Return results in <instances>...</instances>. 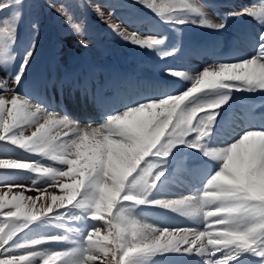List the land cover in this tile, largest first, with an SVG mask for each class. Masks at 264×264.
Masks as SVG:
<instances>
[{
    "label": "snow or ice",
    "instance_id": "6c2138e0",
    "mask_svg": "<svg viewBox=\"0 0 264 264\" xmlns=\"http://www.w3.org/2000/svg\"><path fill=\"white\" fill-rule=\"evenodd\" d=\"M136 2L170 27H225L207 17L199 0ZM22 5L0 0L6 70L0 76V264H158L168 254L189 257L188 264H264V124L233 132L222 116L235 92L264 93V2L233 13L261 25L252 55L194 74L168 68L190 86L83 124L19 91L36 48L30 42L18 68L9 70L18 58ZM57 12L83 35L66 7ZM107 22L123 40L162 59L181 51L156 28L126 34ZM8 145L21 154H9ZM186 153L199 161L200 182L189 194L168 193L170 169ZM149 207L176 214L184 226L138 218ZM53 227L63 231H48ZM53 242L61 247H50Z\"/></svg>",
    "mask_w": 264,
    "mask_h": 264
},
{
    "label": "rangeland",
    "instance_id": "374dc122",
    "mask_svg": "<svg viewBox=\"0 0 264 264\" xmlns=\"http://www.w3.org/2000/svg\"><path fill=\"white\" fill-rule=\"evenodd\" d=\"M49 1L50 0H23V5L20 8L21 20L19 22V39L21 38L22 33L25 31V21H23V19H25V17H30L35 10H38V13L34 17L38 18V16L40 15L39 11H42L41 9L45 8V10H49L48 12L44 11V17L50 21V24L48 25L47 29L51 30L54 33L55 32L56 33H61V34H59V36H61V39L65 40L68 44L73 45L74 42L78 39L77 33L70 27V25L67 23V21L65 20V18L63 16L59 15L58 12H52L51 11V7H53L54 9L55 8L58 9L56 6L54 7V4H55L56 0H52L54 4L52 3V1H50V4L48 5ZM121 1L122 0H111L109 5H107V0H83V2H85L87 4L86 5L81 0H64L63 4L75 15V17H74V15L72 14L74 19L75 20L77 19V22L80 23V24L86 23V17L90 18V15L91 16L94 15L96 21L99 22V19L101 20V18H102V22L105 25H107V26H109V23L107 21H109V19H110V22L112 24L121 25V26H123L125 28L127 26H132L133 28H135L134 25H131L129 23H125V22H123L122 24L120 23L121 20L118 19V17L122 16L121 13H123V11H120V7H119L121 5ZM134 1H136V0H134ZM139 5H141V4H139ZM105 6H107V8L109 9L110 16H109L108 9ZM142 7H144V6H142ZM99 12H100V16H101V13L103 14L101 16V18L99 17V14H98ZM39 18H40V16H39ZM43 21H45V20L43 19ZM40 22H41V19H40ZM99 23H101V22H99ZM32 24L33 25H37L36 23H32ZM46 25H47V23H44V24L42 23L39 27L41 28V27H44ZM43 29H46V27H44ZM126 30L129 31L130 33L132 32V31L128 30V28H126ZM136 32H141V31L140 30H136ZM141 33H143V32H141ZM44 34H45V31H43L41 29H37V37L35 38L36 48H35V51H34L33 55L39 53L44 47L47 46V45L44 46L43 43H42L44 41ZM87 34H88V30L87 29H83V35H81L80 41L78 42V44L79 45H84V44L81 43L82 39L87 40L89 43H88V46L84 45V47L81 48V51L79 52V55H83V56H86L89 59H91V55L92 54H103L104 47L102 46L101 42L99 40H95L93 37H90L89 39L85 38ZM143 34H146V33H143ZM50 37H51V34L47 35V39L48 40H49ZM123 42H126V41L123 40ZM127 45L129 46V47H127L128 49L136 48V46H133L130 43H127ZM23 47L25 48V45ZM65 47H67L66 43H64L63 48H65ZM120 50H121V48H120ZM73 53H74L73 51L72 52H68L66 56L70 60H73L74 59ZM22 56H23V54L21 55V58H22ZM199 56H200V59L203 60V59H205L206 55L200 54ZM96 61L100 62L99 60H96ZM72 63L73 62L70 61L66 65V67L69 68V66ZM215 64H218V63H215ZM192 66H193V69H194V70L190 69L192 73H195V71H198V70H202L205 67H209V66H205L204 67V66H202L201 64H199L197 62H193ZM122 79H119L118 83L121 82ZM120 99L121 98L118 99L117 97H115V102L119 101ZM56 112H58V111H56ZM87 112L89 114H91V112L92 113H97V110H93L92 109L90 111L87 110ZM58 113L63 115L60 112H58ZM82 124H83V122H82ZM226 127L230 128V126H227V125H226ZM30 131H31V129H28V132L26 134H29ZM6 151L9 154H12V155L21 154L20 150L15 149V146H12V145H8ZM45 163H48V162L46 161ZM5 178L6 179H15L17 182L25 183L27 185H31V179H26V178H22V177H18V176H13V175L8 174V173H5ZM176 183H178V181H173V185L176 186ZM193 184H195V183H193ZM192 188H193L192 184L188 185V186L181 187V188H175L173 186L168 191V193H172V194H176V195H180V194L186 195V194H189V192H190V190ZM178 190H180V191H178ZM174 192H176V193H174ZM57 194H60L58 190H57ZM26 195H36V193L29 192V193H26ZM150 208H154V210L156 209L158 211L163 210V209H159V208H155V207L145 208L143 213L141 214V216L138 217V218L147 219L148 222H151L152 217L149 214V209ZM169 213H170L171 217L172 216L175 217V218L171 219L172 222H174L175 220L180 218L174 213H171V212H169ZM157 216H155V218L153 217V220L162 221V224H160V225H164V224L174 225L175 224V225L184 226V224H185V223L181 224V222H175V223L170 222L169 224L168 223H163L165 220H168V216H166L164 218H161L159 216L157 218ZM69 223H70V226H80L78 223H76V224H73L72 222H69ZM51 229H53V228H51ZM51 229H48V231H50ZM62 231H63V229L55 227L54 233H59V232H62ZM50 247L58 248V247H61V245L53 242V244H51ZM177 256L181 259L179 261L185 262L186 260L187 261L190 260V258L186 257V256H180V255H177ZM166 263H164V264H166ZM169 264H171V263L169 262Z\"/></svg>",
    "mask_w": 264,
    "mask_h": 264
},
{
    "label": "bare ground",
    "instance_id": "6f19581e",
    "mask_svg": "<svg viewBox=\"0 0 264 264\" xmlns=\"http://www.w3.org/2000/svg\"><path fill=\"white\" fill-rule=\"evenodd\" d=\"M120 27H121V30H126L125 27H123L121 25H120ZM128 33H130V32L126 30V34H128ZM191 70H194V69L192 68ZM176 173L178 175L176 177L175 176L172 177V175H171L169 177V181L170 182H171V180L175 181V179H176V181H178V183H176V186L173 185V182H171L170 184L168 183L167 184V188H166V192H168L173 186L175 188H181V187H184V186L191 185V184L195 183L197 180L198 181L200 180V172H199V169L196 168V170H193L190 166L187 165V163L185 161H183L177 167ZM178 191H180V190H178ZM174 193H176V192H174ZM157 211L158 210L155 211L154 208H150L149 209V214L152 217L151 222H156L158 225H160V224H162V221L153 220V217L155 218V216L158 215L159 217L164 218V217L168 216L167 213H169V211L168 210H164V209L163 210H160V211L166 212V213L162 214L161 216H160L159 213L156 214ZM158 216H157V218H158ZM157 260H158V264H163V263H166V262L167 263L170 262L171 264H180V263L183 264L182 261H179L180 258L177 255H172V254H168V255H165V256L157 257Z\"/></svg>",
    "mask_w": 264,
    "mask_h": 264
}]
</instances>
